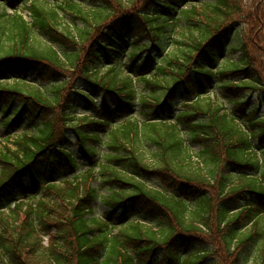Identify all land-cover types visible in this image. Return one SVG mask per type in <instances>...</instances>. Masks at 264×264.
<instances>
[{
    "label": "trees",
    "instance_id": "obj_1",
    "mask_svg": "<svg viewBox=\"0 0 264 264\" xmlns=\"http://www.w3.org/2000/svg\"><path fill=\"white\" fill-rule=\"evenodd\" d=\"M136 1L0 13V264H264V0Z\"/></svg>",
    "mask_w": 264,
    "mask_h": 264
},
{
    "label": "rangeland",
    "instance_id": "obj_2",
    "mask_svg": "<svg viewBox=\"0 0 264 264\" xmlns=\"http://www.w3.org/2000/svg\"><path fill=\"white\" fill-rule=\"evenodd\" d=\"M58 4H61V5H63V7H64V9H65V12H70V9H68V6L67 5H65L64 3H63V0H49V1H47L46 2V5H45V7H46V9H53V8H57V5ZM139 4H140V0H137L136 1V3H135V5H137V6H139ZM81 9H82V11H85V10H87L88 11V9H86L85 8V6L83 5V6H81L80 7ZM2 9H5V10H7V12H9V13H11L12 12V10L9 8V6H4V5H2V3L0 2V11L2 10ZM19 10V12L24 16V18L26 19V20H28V21H30L31 19L29 18V16H28V14L26 13V11L23 9V7L22 8H20V9H18ZM62 12V14H61V19L60 20H58L57 19V23L60 25V27L62 28V29H64V30H66L67 32H72V33H74V34H76V27H75V25H74V23L71 21V19L66 15V13L65 12H63V11H61ZM79 25H82L81 23H78ZM35 36L37 37V38H39V36L37 35V34H35ZM89 44H88V42H86L85 43V46H88ZM256 52V51H255ZM257 54V53H256ZM150 70V69H149ZM148 70V71H149ZM139 90H141V88H142V85H141V83H139V84H137V86H136ZM148 92V91H147ZM255 94H257V93H253L252 95H251V98H252V100H255V96H257V95H255ZM261 97H263V95L261 96ZM222 102V101H221ZM264 111V108L262 109V112ZM262 114V113H261ZM10 134H12L11 136H8V135H5L4 134V130H3V128L2 127H0V144L1 145H4L5 146V144H3V141L4 142H6V144L8 145V146H13V143H12V138L14 137H16V136H18V135H21V134H23V133H26V131L25 130H23L22 128H20V127H16V128H14V129H12V130H10ZM0 145V146H1ZM146 156H148V154H145ZM90 186H93L94 187V190H95V192L96 193H99L100 192V190H101V185H99V184H97L94 180H92L91 179V181L90 182H86L84 185H83V187L84 188H86V189H88ZM66 204H67V202H66ZM64 206H65V203H62V207L64 208ZM92 206H93V210H94V215L96 216H99V215H101V213H103V211H104V206L100 203V201H96V202H94L93 204H92ZM48 237L46 236L45 237V240L47 239ZM209 261V259L207 260V264L209 263L208 262Z\"/></svg>",
    "mask_w": 264,
    "mask_h": 264
}]
</instances>
